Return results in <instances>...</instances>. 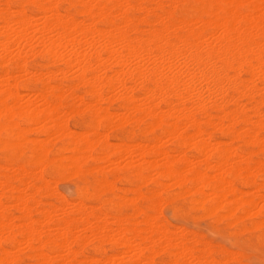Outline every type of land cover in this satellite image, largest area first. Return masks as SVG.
I'll return each instance as SVG.
<instances>
[{"label":"bare ground","instance_id":"6f19581e","mask_svg":"<svg viewBox=\"0 0 264 264\" xmlns=\"http://www.w3.org/2000/svg\"><path fill=\"white\" fill-rule=\"evenodd\" d=\"M168 205L264 243V0H0V264H250Z\"/></svg>","mask_w":264,"mask_h":264},{"label":"rangeland","instance_id":"374dc122","mask_svg":"<svg viewBox=\"0 0 264 264\" xmlns=\"http://www.w3.org/2000/svg\"><path fill=\"white\" fill-rule=\"evenodd\" d=\"M71 123L73 124L74 120H72ZM69 174L70 173H68V175ZM65 175L63 174L61 176H57L56 178H51L50 179L51 184L55 183V181H56V183L51 185V186L52 187L55 186L54 188L57 187V189H58L57 191L59 192V194L61 193V195L67 197L68 199H73L76 195L77 188L80 186V183L76 179V177L72 176L71 174L69 175V178L73 177L72 179H69L68 175H66V176ZM64 176H65V178L67 177V179H65ZM54 179H56V180H54ZM53 180H54V182H52ZM57 180H58V183H57ZM121 183L122 182H118L117 186L119 185L118 187H120V188L121 187L122 188L127 187V184H125V183L121 184ZM168 206H164V212H165L166 217L173 224L178 225V226L179 225L185 226L191 230H197L199 232L201 231V233L206 235L207 238L212 240L214 243L224 245L227 248H231V249L238 248L237 245L239 243H241L240 239L242 238L244 241H246L248 243V246H247L248 248L246 247L245 249L246 250L249 249L247 252L249 255H251V256L248 255V260H249L250 264H264V243H262L258 246L255 243L254 233L245 232L244 234L241 235V237H238V236L233 235L232 233L230 234V230H228V229L222 230L221 232L214 231L213 225H211V224H213L211 218L205 217L200 213L198 215L199 217L197 216V218H194L192 215L174 216L170 205H168ZM200 216H201V218H200ZM250 238H252V240ZM251 246L253 247V249ZM107 248H110V245H107ZM257 248H258V250H256ZM109 251L111 252V249H109ZM254 257H255V259H254Z\"/></svg>","mask_w":264,"mask_h":264}]
</instances>
